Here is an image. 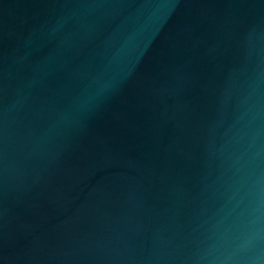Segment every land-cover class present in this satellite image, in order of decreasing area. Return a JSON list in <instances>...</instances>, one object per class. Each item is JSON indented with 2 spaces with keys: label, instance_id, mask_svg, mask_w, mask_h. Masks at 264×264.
Masks as SVG:
<instances>
[{
  "label": "water",
  "instance_id": "water-1",
  "mask_svg": "<svg viewBox=\"0 0 264 264\" xmlns=\"http://www.w3.org/2000/svg\"><path fill=\"white\" fill-rule=\"evenodd\" d=\"M0 264H264V0H0Z\"/></svg>",
  "mask_w": 264,
  "mask_h": 264
}]
</instances>
